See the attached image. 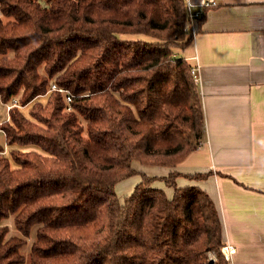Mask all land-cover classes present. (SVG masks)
I'll use <instances>...</instances> for the list:
<instances>
[{
  "label": "trees",
  "instance_id": "1",
  "mask_svg": "<svg viewBox=\"0 0 264 264\" xmlns=\"http://www.w3.org/2000/svg\"><path fill=\"white\" fill-rule=\"evenodd\" d=\"M188 24L185 0H0V101L18 104L0 122V223L15 231L0 226V264H230L205 191L132 167L173 169L204 134Z\"/></svg>",
  "mask_w": 264,
  "mask_h": 264
},
{
  "label": "crops",
  "instance_id": "2",
  "mask_svg": "<svg viewBox=\"0 0 264 264\" xmlns=\"http://www.w3.org/2000/svg\"><path fill=\"white\" fill-rule=\"evenodd\" d=\"M203 2L216 5L205 10L183 55L198 69L204 134L177 167L146 176L175 171L182 175L177 187L205 191L218 212L224 244L235 248L232 264H264V0H185L195 8ZM206 172L212 173L204 180L184 176ZM136 177L115 189L128 195L141 181ZM151 186L172 195L159 180Z\"/></svg>",
  "mask_w": 264,
  "mask_h": 264
},
{
  "label": "built area",
  "instance_id": "3",
  "mask_svg": "<svg viewBox=\"0 0 264 264\" xmlns=\"http://www.w3.org/2000/svg\"><path fill=\"white\" fill-rule=\"evenodd\" d=\"M216 4L214 2H203L198 7H193L190 4H186V10L188 15V31L190 32L191 36L195 34L196 31V25L197 21L200 20L203 16V12L205 9H207L210 6H215ZM190 74L193 77L194 83L198 85L200 79L198 74L197 66H191L190 68ZM50 90H57L56 86L51 83ZM59 92H62L61 89H58ZM66 101L69 102L70 98L66 97ZM17 101L15 99L12 100L10 104H4L6 113L8 114V111L10 108L17 106ZM221 252L225 258L230 264H232L231 255L235 252V248L231 245H224L221 249Z\"/></svg>",
  "mask_w": 264,
  "mask_h": 264
},
{
  "label": "rangeland",
  "instance_id": "4",
  "mask_svg": "<svg viewBox=\"0 0 264 264\" xmlns=\"http://www.w3.org/2000/svg\"><path fill=\"white\" fill-rule=\"evenodd\" d=\"M52 84H54V83H52ZM49 91H53V90H50V88H49ZM6 117H7V113H6L4 104L0 101V122L2 120H4ZM132 167L135 170H137L139 172H142L144 175H148V176L156 175V173L153 172V169L161 168V167H152V166L151 167H149V166H142L138 162H133L132 163ZM136 180H141V176L139 174H137ZM159 181H161V186L163 188H165V187L166 188H170L162 180H159ZM132 190L130 192H132ZM115 193H116L118 199L121 201L122 198H123V196H122L123 194L122 193H124V191H121V190H118L117 191V189H115ZM126 193H128V192H126ZM0 226H7L9 228V233H8L7 237H9V236H11V234L15 233V231L12 228V219H11V217L2 220L1 223H0ZM33 239H34V234L31 233L30 236H29V238L27 239L26 245L23 248V252L25 254H27L29 252V250H30V244L33 241ZM214 259H215L214 255L212 253H209L208 254V260L213 261Z\"/></svg>",
  "mask_w": 264,
  "mask_h": 264
}]
</instances>
